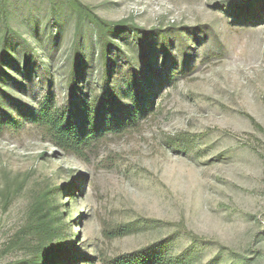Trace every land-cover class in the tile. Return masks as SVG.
Here are the masks:
<instances>
[{
    "label": "rangeland",
    "instance_id": "obj_1",
    "mask_svg": "<svg viewBox=\"0 0 264 264\" xmlns=\"http://www.w3.org/2000/svg\"><path fill=\"white\" fill-rule=\"evenodd\" d=\"M261 2L0 0V108L20 125L0 129V190L6 183L17 190L9 205L0 197V264L29 254L21 230L31 201L73 182L75 196L61 193L59 199L73 235L69 264H103L163 241L175 257L188 254L183 264H264ZM79 6L126 26L109 34L116 46L111 86L122 91L130 60L152 81L154 105L137 128L107 135L85 158L42 142L24 116L36 112L48 93L57 107L65 106L80 17L85 74L79 98L99 91L94 28ZM131 25L150 32L138 35L141 45ZM161 31L169 36L168 56ZM146 53L156 75L145 70ZM17 236L25 242H16Z\"/></svg>",
    "mask_w": 264,
    "mask_h": 264
},
{
    "label": "trees",
    "instance_id": "obj_2",
    "mask_svg": "<svg viewBox=\"0 0 264 264\" xmlns=\"http://www.w3.org/2000/svg\"><path fill=\"white\" fill-rule=\"evenodd\" d=\"M261 1L263 2L260 7L264 8V0ZM79 9L81 11L78 12L79 15L87 17L94 28L93 36L97 41L98 56L102 63L100 74L102 85L99 91L92 96L79 98L85 74L79 23L82 17H80L74 26L75 33L65 75L67 95L65 106L57 107L52 94L48 93L36 112L27 111L24 116L31 131L35 132L42 142L64 154L85 158L86 151L107 135L124 134L137 128L141 117L154 114V105L150 100L153 94L152 81L146 76L147 73L134 69L130 60H128L130 69L120 79L122 91H117L111 86L109 65L114 55L112 50L116 46L109 38V34L122 32L126 30V26L121 22L113 23L103 20L85 6H79ZM245 18L250 20L254 18V15ZM129 30L138 38L140 45L142 42L138 35L143 38H148L150 35L149 31L135 25H131ZM168 37L165 32H160L161 50L166 56L170 52ZM176 40L180 44L184 42L179 35ZM28 56L29 49L26 46V57ZM143 64L145 70L150 71L149 74L156 75L147 53L143 54ZM163 64L166 66V61ZM1 76L0 74V80ZM4 126L20 130L17 120L0 108V129ZM18 134L16 132L11 135ZM73 185L74 182L63 184L56 189H47L31 201L21 230V233H24V239H27L25 249L29 251V254L16 264H69L74 259V250L70 248L74 246L73 235L65 228V219L61 217L62 213H59L60 195L67 194L69 200L73 198L75 196L71 192L74 190ZM16 193L17 190L6 183L0 190L4 205H9L11 195ZM20 238L17 236L16 242L20 244L25 242ZM193 238L199 239L195 236ZM66 255L68 257L64 259ZM187 255L175 257L170 253L168 243L163 241L119 255L103 264H183Z\"/></svg>",
    "mask_w": 264,
    "mask_h": 264
}]
</instances>
